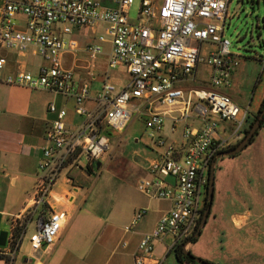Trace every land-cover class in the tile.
Wrapping results in <instances>:
<instances>
[{
  "label": "built area",
  "instance_id": "1",
  "mask_svg": "<svg viewBox=\"0 0 264 264\" xmlns=\"http://www.w3.org/2000/svg\"><path fill=\"white\" fill-rule=\"evenodd\" d=\"M133 3L134 0H115L111 5L103 0H5L0 9V46L20 52L33 48L46 62L37 74L18 70L7 74L4 81L73 98L74 111L82 118L70 125L66 122V108L58 109L53 103L48 106L55 118L45 133L28 218L19 236L15 237L11 229L6 239L10 264L39 209L35 231L29 237L31 249L38 251L56 242L68 213L51 202L54 186L69 167H79L81 159L87 161V169L104 162L109 155V132L127 127L133 109L145 117V127L157 147L153 149L155 157L148 161V175L138 181L137 188L150 199L171 202L170 210L141 237L133 264H151L155 260V241L161 237L172 236V248L184 244L196 232L212 162L230 137L238 135L249 116L248 107L242 109L216 90L232 86L233 74L240 65L225 36L229 0H140L136 22L127 16ZM18 15L25 17L24 31L16 29ZM101 24L109 39L100 35L85 50L94 61L105 52L103 43H108V69L125 66L129 80L123 87L106 81L91 96L90 83H76L74 71L63 66L62 57L68 49L78 46L76 40L67 39L75 29ZM205 43L213 48L203 55ZM201 63L210 68L212 88L186 91L180 83L193 81ZM5 64L6 59L0 55V71ZM89 77L96 75L91 73ZM173 112L179 114L173 118V131L179 121L189 117L199 122L185 125L179 142L161 135L164 121ZM214 116L235 122L229 138L219 134ZM146 212L145 208L137 210L130 226Z\"/></svg>",
  "mask_w": 264,
  "mask_h": 264
},
{
  "label": "crops",
  "instance_id": "2",
  "mask_svg": "<svg viewBox=\"0 0 264 264\" xmlns=\"http://www.w3.org/2000/svg\"><path fill=\"white\" fill-rule=\"evenodd\" d=\"M4 1L2 0L1 6H3ZM25 23L24 16L18 15L16 17V29L24 31ZM87 29L89 28L75 29L72 34L67 36V39L76 40L78 46L75 49H68L63 54V66L74 71L76 83L86 81L90 83L91 96H94L106 81L119 87L125 86L129 80L126 67L120 65L117 68H124L126 74H128L127 78H124L119 72L112 74L111 69L107 67L109 44L107 48L104 47L105 52L100 54L96 60L92 61L90 59L85 47L91 41L81 43L77 38L79 35L83 36L84 30ZM205 44L210 48L204 54L213 48V45ZM2 48L5 47L0 46V51ZM5 50L9 49L5 48ZM13 51V53L7 56H3L0 53L6 59V64L0 71V237L2 234L6 235L5 244L3 246L0 245V264H7L6 239L10 232H4L5 225L10 221L12 229L14 223L25 216L29 210L30 200L39 174L38 163L45 144V133L51 121L55 118V114L48 109L49 104H55L58 109H67L66 122L68 124L80 122V120L74 118L69 119L71 115L68 104L74 102L73 98L49 90L13 85L4 81L7 74L18 70H26L32 74H37L40 67L46 64L45 60L33 48L26 52ZM199 65L196 69L195 77H197ZM32 69L35 72H32ZM238 70L239 67L233 74L232 82L237 78L235 76ZM91 73H94L96 77H89ZM202 86V88H212L210 81L208 83L203 82ZM87 104L90 106L91 102ZM134 104L135 102H133ZM248 108L250 109V107ZM173 113L167 117V119L172 121V126L174 124L173 118H175V116H172ZM73 114L77 115L75 111H73ZM262 128L264 129V123L259 128L258 133L254 135L253 141L244 148H247V151L244 159L246 160L245 165L242 170L243 176L248 177L249 181H252L250 177L257 174V171L264 170V135ZM171 131L177 133L178 124L174 131L171 127ZM243 137V132L239 131L238 135L231 141V146L233 147L238 144ZM172 140L179 142L181 140V133L178 138ZM154 154H156L155 151ZM147 165L148 163L144 167L145 171L143 175L140 177L148 175ZM99 168L94 166L93 171H97ZM93 171L89 172L87 169L89 173H93ZM223 171L226 170L220 167V172ZM56 185L60 186V190L53 191L54 198L51 202L58 208L66 209L68 213L67 220L60 231L61 233L69 225L73 215H75L76 219L78 218V221L82 220L80 218L83 217V214H78V209L82 211L83 208H77L74 205L79 187L68 173H63ZM259 193L253 194L251 197H242L237 193H233V200H241L246 206L238 208V210L230 214L234 228L241 231L248 229V238H250L252 246L246 250H236L225 255H221L215 250L208 251L207 249L206 251L197 249L198 252H192L194 243H190L187 249L194 256L213 264H264V193ZM143 196L146 198V201L136 207L134 211L145 208L147 212L133 226L130 225L135 213L132 214L129 221H125V224H123V220L119 219V217L112 220L113 222L108 223L109 221L102 220L98 214L88 212L87 215L92 216V223L90 225L94 230H91L97 233L89 236L84 243L78 245L75 248V252H73L74 254H71V257L68 258L69 260L64 264H133L134 254L137 252L138 244L143 234L150 232L157 225L160 218L171 208V202L168 200L150 199L145 195ZM83 211L87 210L83 209ZM169 238L170 235H167L155 241L153 253L155 260L151 261V264H177L173 250L174 247L170 248L173 238L171 240ZM233 238L237 244L243 242L239 236L234 235ZM57 240L52 246L43 247L38 251L31 249L36 257L34 261L28 257L20 256L19 263L63 264L64 259L60 257L63 252L61 244H59L60 234ZM200 240L205 245L208 242L207 239ZM183 264L192 263L184 262Z\"/></svg>",
  "mask_w": 264,
  "mask_h": 264
},
{
  "label": "rangeland",
  "instance_id": "3",
  "mask_svg": "<svg viewBox=\"0 0 264 264\" xmlns=\"http://www.w3.org/2000/svg\"><path fill=\"white\" fill-rule=\"evenodd\" d=\"M103 1L106 5H111L115 0ZM139 2L140 0H134L127 13L129 20L132 22L138 21ZM1 5L2 0H0V7H2ZM227 9L225 36L231 42L230 50L238 55L240 65L235 76L237 78L232 82V86L220 87L216 90L224 93L242 109L250 107L248 120L240 130L244 136V130L249 126V122L255 115L259 113L258 110L264 98V0H229ZM104 28L105 25L103 24L89 28L84 30L83 36L79 35L77 38L81 43L89 40L97 42L100 35L108 40L109 36L105 34ZM103 46L107 48L108 43H103ZM209 48L208 45H203V55ZM13 52L12 49L5 50V48L0 51L3 56ZM31 71L35 72L33 69ZM117 72L124 78L128 77L124 68L111 69L112 74ZM210 75V68L201 63L195 80L191 81L189 79L180 83V86L184 87L186 91L202 88L203 82L208 83L210 81ZM73 106L74 102L68 104L71 115L69 119L74 118L81 121L82 118L80 116L73 114ZM132 108L133 105L131 110ZM132 112V118L127 127L122 131L111 130L109 132V155L102 162L99 170L93 171V168H89L88 171H93V173L87 172V161L81 159L79 167H69L64 172L68 173L79 187L74 205L87 211L78 209V214H83V217L80 215L82 220L78 221V218L76 219L75 215H73L69 225L60 233L59 244H61L63 251L60 257L64 259L63 264L69 260L68 258L71 257V254H74L73 252H75V248L78 245L84 243L89 236L97 233L93 231L94 228L90 225L92 216L87 215L88 212L98 214L102 220L109 221L108 223L119 217L125 224V221H129L132 214L136 212L134 209L146 201V198L138 190L137 183L142 178L140 176L143 175L144 167L149 159L155 157L153 149L156 150L157 147L150 137V131L145 127V117L142 114H138L134 109ZM178 115V113L172 114L175 117ZM192 115L193 112L191 111ZM213 119L218 123L219 134L229 138L235 129V122L221 120L217 116H214ZM177 124L178 132L173 133L171 131L172 121L166 119L161 135L164 138H168V140L178 138L180 131L185 125L194 126L198 125L199 122L193 117H189ZM158 134L155 132V135ZM234 138V136L230 137L228 145L222 151L232 148L230 143ZM246 151L247 148L234 156H222L216 159L212 205L197 241L191 242L195 244H193L192 252H198L197 249L203 251L207 249L208 251L215 250L217 253L225 255L236 250H246L252 246L251 240L248 238V229L237 230L230 219L231 212L246 206L241 200H233V193H237L242 197H251L258 192L264 193V170L257 171V174L250 177L252 181H249L245 175L243 176L242 168L246 161L244 160ZM220 167L226 171L220 172ZM54 190H60V186H54ZM39 212L40 209L33 214L13 264H20V256L28 257L32 261L36 258L35 254L32 253L29 237L35 231V223ZM26 215L14 223L12 232L15 237L22 232L23 223L28 218V214ZM11 225V222L8 221L4 232H10ZM234 235L242 238L243 242L237 244L233 238ZM171 239L172 236H170L169 240ZM200 239H207L208 242L205 245ZM7 264H10L8 257Z\"/></svg>",
  "mask_w": 264,
  "mask_h": 264
},
{
  "label": "water",
  "instance_id": "4",
  "mask_svg": "<svg viewBox=\"0 0 264 264\" xmlns=\"http://www.w3.org/2000/svg\"><path fill=\"white\" fill-rule=\"evenodd\" d=\"M263 119H264V108L260 111L258 117L255 119L252 126L249 128L248 132L244 135V137L239 141V143L236 144L235 147H233L232 149L221 151L216 156L214 161L212 162V165L210 168V173H209V187H208V193H207V206L204 210V213L201 217V220L199 222V225H198L196 232L193 235V237H199L201 229L204 227L206 220L208 218L209 212H210V208H211L212 200H213V192H214V167H215L216 159L219 157H222V156H234V155L240 153L251 142V139L254 137L255 132L261 127V123H262ZM100 164H101V162H97L95 165L96 168H99ZM5 238H6V235L2 234L0 237V245L3 246L5 244ZM192 238L183 244V248H184L186 255H189V250L187 249V246L191 243ZM194 260L198 264H213L209 261H206V260H204L202 258H198V257H195Z\"/></svg>",
  "mask_w": 264,
  "mask_h": 264
},
{
  "label": "trees",
  "instance_id": "5",
  "mask_svg": "<svg viewBox=\"0 0 264 264\" xmlns=\"http://www.w3.org/2000/svg\"><path fill=\"white\" fill-rule=\"evenodd\" d=\"M263 108H264V98L261 101V104H260L258 112L260 113V111ZM259 113L257 115H255V117L249 122V126L244 130V135L248 132L249 128L252 126L253 122L258 117ZM263 123H264V119L262 120L261 125H263ZM258 130L255 132L254 135H256L258 133ZM253 139H254V137L251 139V142L253 141ZM233 147H235V146H233ZM208 187H209V177H208V183L206 185V195H205V198H204V205H203V208H202V211H201V217H202V215L204 213V210H205V208L207 206ZM200 220H201V218H200ZM198 225H199V223H198ZM197 239H198V237H193L191 242H195V241H197ZM173 250H174V254H175L176 260H177V264H183L184 262H189V263H192V264H198V263L195 262V260H194L195 256L191 253V251H189V255L185 254V251H184V248H183V243L178 244L177 246H175Z\"/></svg>",
  "mask_w": 264,
  "mask_h": 264
}]
</instances>
